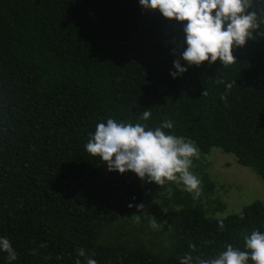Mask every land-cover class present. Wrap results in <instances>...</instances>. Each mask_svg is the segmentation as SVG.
Masks as SVG:
<instances>
[{
    "label": "trees",
    "instance_id": "obj_1",
    "mask_svg": "<svg viewBox=\"0 0 264 264\" xmlns=\"http://www.w3.org/2000/svg\"><path fill=\"white\" fill-rule=\"evenodd\" d=\"M249 11L260 26L233 49L234 64L205 61L173 79L186 21L138 0H0V237L17 253L12 264H75L80 248L82 264H179L184 255L199 264L264 232L262 202L213 219L181 185L162 197L84 147L109 118L151 129L170 120L166 133L202 156H232L264 186V0ZM200 180L202 196H213L203 170Z\"/></svg>",
    "mask_w": 264,
    "mask_h": 264
},
{
    "label": "clouds",
    "instance_id": "obj_2",
    "mask_svg": "<svg viewBox=\"0 0 264 264\" xmlns=\"http://www.w3.org/2000/svg\"><path fill=\"white\" fill-rule=\"evenodd\" d=\"M138 3L145 10H158L168 20L186 21L180 60H173L174 71L169 72L173 79L205 61L212 64L219 60L224 67L234 64L233 49L245 45L252 38V30L260 26L257 14L249 11L251 0H138ZM150 116L148 110L142 113L143 120ZM172 128L170 120L151 129L145 124L109 118L106 123L96 124L84 147L92 157H99L109 172H131L141 181L160 186L166 181L176 182L195 200L201 193V180L190 169L199 150L193 142L164 131ZM133 206L143 207L142 204L128 205ZM219 226L223 227L222 221ZM225 248L215 258L200 260L199 264H249V261L264 264V232L254 230L245 235L243 250L231 244ZM0 252L7 253L8 264L17 260V253L6 237H0ZM85 256V249H78L75 264H82L80 258ZM86 264H97V261L86 258ZM179 264H193V257L184 255Z\"/></svg>",
    "mask_w": 264,
    "mask_h": 264
},
{
    "label": "rangeland",
    "instance_id": "obj_3",
    "mask_svg": "<svg viewBox=\"0 0 264 264\" xmlns=\"http://www.w3.org/2000/svg\"><path fill=\"white\" fill-rule=\"evenodd\" d=\"M195 160L197 163L194 162ZM202 170L215 184L213 196L205 198L200 193L198 198L202 205L209 207V213L215 215L208 214V217L222 219L239 213L253 202L264 203L262 182L249 169L237 165L232 156L218 150H213L206 156L199 154L198 157L193 158L190 171L201 179ZM170 184L177 183L166 181L164 185H159L158 194L170 198Z\"/></svg>",
    "mask_w": 264,
    "mask_h": 264
}]
</instances>
